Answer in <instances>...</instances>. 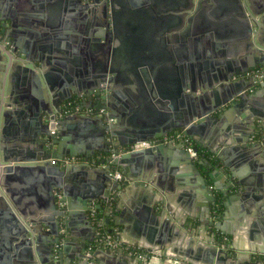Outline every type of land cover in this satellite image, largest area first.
I'll return each instance as SVG.
<instances>
[{
  "label": "crops",
  "instance_id": "obj_1",
  "mask_svg": "<svg viewBox=\"0 0 264 264\" xmlns=\"http://www.w3.org/2000/svg\"><path fill=\"white\" fill-rule=\"evenodd\" d=\"M251 1V7L259 13L255 18L259 24L257 37L264 44V0ZM0 3L5 18L2 22L5 25L4 40L9 41L13 48L17 44L28 51L26 60L21 57L20 62L17 61L21 67L14 63L4 80L8 105L0 110L2 152L11 160H20L17 164L29 166L34 164L31 161L39 152L32 143L36 123L32 121L30 108L40 103V100L34 93L32 75L24 72L22 67L45 75L54 92L60 96L71 94L79 88L84 89L89 55L87 45L82 43L81 32L82 27H86L79 21L81 16L78 14L81 12L74 8L73 0H0ZM202 5H205L204 15L210 19L215 15H223L210 13L215 10L212 0H115L117 33L113 41L116 49L114 64L115 75L121 82L112 87L115 98L108 95L107 102L125 117L123 125L117 128L120 137L123 138L130 128L128 123L134 127H146L150 134L174 126L184 117L186 108L183 97L190 93V83L196 87L193 96L197 98L204 92L203 82L213 84V74H223L234 64L245 66V50L240 49L241 44L237 40L228 46L232 51L228 57L206 58L207 50H202V43L190 35L191 21L202 10ZM227 16H219L216 22L215 19L211 21L213 24H222L231 19L230 13ZM197 29L198 26L194 30ZM207 62V68L202 70ZM40 65L42 67L39 69ZM41 82L46 88L42 77ZM246 109L248 111V107ZM237 123L241 124L242 121L240 111L235 110L228 113L221 125L224 131L237 139H243L247 133L248 136L252 135L251 125L246 130L234 129ZM69 126L64 132L67 147L81 152L86 147L92 149L103 145L97 122L87 120L70 123ZM256 131L264 132L259 123ZM160 138H151L149 141ZM193 146L196 144L193 143ZM199 151H203L207 158L213 157L203 145L198 147ZM174 154L171 152L158 156L149 167V176L153 179L151 194L155 191V196L163 201V215L159 214L158 209L152 211L149 200L143 194L139 195L131 185L123 193L118 192L116 207L121 209L118 213H111L108 218V228L115 230V236L122 240L121 246L115 249V264H173V260L182 264L181 258L190 264H210L204 249H200L199 245L209 246L212 241L229 248L230 254L235 251L239 253L240 250L249 251L252 261L260 260L264 264V156L257 151L244 150L230 154L231 168L248 183L249 191L238 196L235 195L238 190H229L227 197L223 196L219 204V217L213 220V224H218L215 229L214 226L209 227L212 220L208 207L212 208V205L208 197L202 195L197 178L185 162ZM193 160L197 170L205 177L201 167L203 164H200L202 158L198 155ZM217 163L219 168L224 169L220 161ZM144 168L143 163L142 166L136 165L134 173H147ZM211 176L216 184L228 185L225 177L214 173ZM79 177L75 170L64 179L66 197L73 214L70 222L77 240L92 234L86 229V222L79 219L81 205L77 194L82 191V184L92 195L98 196L108 190L99 179L80 182L78 179L84 178ZM30 179L35 182L33 185L20 186L23 193L20 203L27 209L35 208L39 196L38 174L34 173ZM209 181L212 189V180ZM114 195V190H110L109 198ZM92 204L101 206L100 222L104 223L107 220L104 211L107 203ZM87 215L89 217V211ZM103 229L107 228L103 226ZM223 238L226 239L224 243ZM2 243L0 239V251H4ZM90 247L92 245L88 249ZM149 250L154 253L151 254Z\"/></svg>",
  "mask_w": 264,
  "mask_h": 264
},
{
  "label": "water",
  "instance_id": "obj_2",
  "mask_svg": "<svg viewBox=\"0 0 264 264\" xmlns=\"http://www.w3.org/2000/svg\"><path fill=\"white\" fill-rule=\"evenodd\" d=\"M73 2L74 8L81 12L80 15L78 14L81 16L79 21L86 27V29L82 27L81 32L82 43L87 45L86 50L89 55V64H87L83 80L85 88H79L78 91L73 90L71 94L60 96L61 94L54 92L45 75L31 72L25 68L26 66L22 67L24 72L32 75L34 93L40 100V103H35L30 108L32 121L36 123L33 128L32 143L39 152L31 161L34 164L29 166L17 164L20 160H11L2 152L0 135V239L3 241L2 247L4 248V251H0V264H115L116 251L97 247L96 242L101 235H117L115 230L108 228V218L111 213H118L121 209L116 207L118 192L123 193L125 188L131 185L133 190L139 195L143 194L149 200L152 211L158 209L159 214L163 215V201L155 196V191L151 194L150 190L153 186V179L149 176V167L158 156L174 152V155L182 159L186 167L197 178L202 195L205 194L208 197L210 205L216 202L219 195L222 202L223 196L227 197L229 190H238L235 193L238 196L249 191L248 183L243 181L230 166L231 153L240 150L257 151L264 156V146L250 145L248 133L243 139H237L231 137L230 132L224 131L221 125L228 113L238 110L242 123L235 124L234 129L246 130L251 125L253 135L259 123L264 131V98H262L264 97V79L259 81L246 76L254 69H261L264 73V44L257 37L259 24L255 20L259 13L251 7V0H212L215 10L210 13H222L223 15H215L216 17L211 19H215L216 22V18L227 16V13H230L231 19L222 24H213L211 19L204 15L205 5H202V10L191 21L190 29V35L197 37L199 43H202L201 49L207 50L206 58L228 57L232 52L228 46L237 40V43L241 44L240 49L245 50V66L238 67L234 64L233 68L223 74L219 72L213 74V84L203 82L204 92L197 98L193 96L196 87L190 83V93L183 97L186 108L184 117L174 126L156 134H150L148 128L134 127L132 123H128L130 128L126 130L123 138L118 135L117 128L123 125L125 117L118 114V111L107 102L108 95L115 98L112 87L118 86L117 84L121 82L120 78L115 75L116 64H114L116 49L113 41L117 33L115 0H73ZM262 6L264 7V1ZM2 7L0 3V110L8 105L4 80L10 68L14 63H18L17 61L20 62L21 57L26 60L28 56L27 50L21 49L17 44L13 48L9 45V41L4 40L5 25L2 22L5 18L2 16ZM196 26L199 28L197 31L194 30ZM18 65L21 67L20 63ZM207 66L208 62L204 64L202 70ZM41 67L40 65L39 69ZM41 77L46 82V88L42 85ZM186 90L187 87L184 91ZM72 99L78 101L84 108H104L108 115L102 119L91 117L84 119L72 115L62 118L57 124L52 123L56 112L62 110L63 103ZM87 120L95 121L100 125L103 145L92 149L86 147L81 152L67 147L64 138L66 128H70V123ZM51 130H55V134L52 135ZM173 130H177L192 144H196L193 146L195 153H198V147L201 145L209 150L216 164L209 163L205 158H202L200 164L212 168L211 174L225 177L227 186L216 184L211 174L209 177L202 176L183 144L167 143L139 150L133 149L136 143L167 136L173 133ZM201 140L206 143L204 144ZM67 156H83L86 163L81 166L64 168L51 162ZM217 161H220L224 169L218 167ZM92 162L95 164L93 165ZM142 163L148 174L134 173L136 165L141 164L142 166ZM117 169L122 175L121 181L113 180L112 174ZM75 170L80 177L84 178V180L78 179L80 182L99 179L108 188L103 194L97 196L87 192V187L84 183L82 184V191L77 194L78 203L81 205L79 219L82 218L86 222V229L92 234L80 240L73 235L74 226L70 222L73 214H71L69 200L66 197V183L64 182V179ZM34 173L38 174V204L35 208L27 209L20 203V196L23 194L20 186L33 185L35 182H32L30 178ZM209 180H212V189H210ZM110 190L115 192L111 198H109ZM109 199H111L110 202ZM94 202L107 203L104 209L107 220L104 223L100 220L96 222L87 215L89 207ZM96 209L101 210V206L97 205ZM209 212L211 213V206L208 207ZM103 226L107 229H103ZM211 226L217 229L218 224L210 223L209 227ZM117 231L119 232V228ZM215 243L212 241L209 246L208 244L199 245L200 249H204L210 264H246V262L263 264L260 260L252 261L249 251L240 250L239 253L235 251L230 254L229 248ZM90 245L92 247L88 249ZM149 252L154 253L151 250ZM120 258L123 259V257ZM173 261V264H177L176 260ZM181 261L182 264H190L185 262V258H181Z\"/></svg>",
  "mask_w": 264,
  "mask_h": 264
},
{
  "label": "built area",
  "instance_id": "obj_3",
  "mask_svg": "<svg viewBox=\"0 0 264 264\" xmlns=\"http://www.w3.org/2000/svg\"><path fill=\"white\" fill-rule=\"evenodd\" d=\"M248 78H253L257 79L259 81H262L264 79V73L261 69H254L246 74ZM62 110L60 112H56V116L54 120L51 122L54 124H57L59 120H61L64 117L67 116H72V115H86V116H93L99 119L106 118L108 115V112L104 108H98V109H93V108H84L79 104L78 101H66L63 103L61 106ZM51 134H55V130H51ZM249 143L250 144H259L264 146V132H260L259 134H253L249 137ZM183 144L185 146V149L189 153L192 159H197L198 158V153H195L193 151V144L191 141L183 136L180 132H173L163 138L156 139V140H151L148 142H139L136 143L133 146L134 150H139V149H144V148H149V147H155L158 145H164V144ZM52 164L59 165L61 167H68L72 165H80V164H85L84 158L80 156H67L59 160H52ZM94 165L95 162H92ZM113 180L114 181H121L122 175L119 171H114L112 174ZM89 217L93 220H95V217L97 215L96 213V207L94 204H92L89 207ZM219 212H220V205L217 202H214L212 204L211 208V220L213 223V220L216 221L219 217ZM223 240H226L223 238ZM97 247H103L105 249H110V250H115L118 249L121 246V243L117 237L114 235L110 234H104L101 235V237L98 239ZM141 259L142 256H139Z\"/></svg>",
  "mask_w": 264,
  "mask_h": 264
},
{
  "label": "trees",
  "instance_id": "obj_4",
  "mask_svg": "<svg viewBox=\"0 0 264 264\" xmlns=\"http://www.w3.org/2000/svg\"><path fill=\"white\" fill-rule=\"evenodd\" d=\"M71 101H75V100L72 99ZM259 133H260V131L255 132V134H259ZM198 155H199V157L205 158L206 160H208L209 163H211L213 165L216 164V162H214V160L212 158H207L206 154L203 151H199ZM201 167H202V170L204 171L205 177H209L211 174L212 168H209L207 165H201ZM216 202L219 204L221 203L220 195L217 197ZM96 213H97V215L95 217V221L97 222L101 219V212H100V210L96 209Z\"/></svg>",
  "mask_w": 264,
  "mask_h": 264
},
{
  "label": "flooded vegetation",
  "instance_id": "obj_5",
  "mask_svg": "<svg viewBox=\"0 0 264 264\" xmlns=\"http://www.w3.org/2000/svg\"><path fill=\"white\" fill-rule=\"evenodd\" d=\"M0 38H1V36H0ZM226 240H222V243H224Z\"/></svg>",
  "mask_w": 264,
  "mask_h": 264
}]
</instances>
